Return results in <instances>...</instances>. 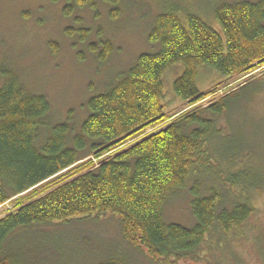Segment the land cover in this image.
Returning <instances> with one entry per match:
<instances>
[{"label":"trees","instance_id":"16d2710c","mask_svg":"<svg viewBox=\"0 0 264 264\" xmlns=\"http://www.w3.org/2000/svg\"><path fill=\"white\" fill-rule=\"evenodd\" d=\"M66 1L65 15L86 7L98 15L97 0ZM101 2L111 17L118 15L121 0ZM215 19L220 30L195 14L182 18L178 9L160 13L149 34L156 49L91 97L78 126L71 115L54 122L49 100L0 67V206L12 203L0 218V264H68L59 246L76 241L61 235L58 247H49L57 240L50 234L59 231L41 227L105 216L118 220L124 241L152 264L204 263L205 247L243 235L256 213L251 193L263 181L240 171L247 149L221 155L212 144L226 137L232 102L264 67V0L224 1ZM80 32L86 42L89 30ZM89 50L105 63L114 47L100 34ZM178 63L185 70L174 92L192 108L168 114L163 76ZM203 66L228 83L201 92ZM243 79L250 80L244 85ZM202 172L211 176L201 178ZM184 190L192 197L191 227L167 223L163 215L168 200ZM114 249L98 251L90 264L130 263L123 249Z\"/></svg>","mask_w":264,"mask_h":264},{"label":"rangeland","instance_id":"374dc122","mask_svg":"<svg viewBox=\"0 0 264 264\" xmlns=\"http://www.w3.org/2000/svg\"><path fill=\"white\" fill-rule=\"evenodd\" d=\"M224 1L240 0H121L118 15L111 17L110 6L101 0H97L98 15L88 7L77 8L71 15H65L66 0H0V67L13 71L31 94L43 95L49 100L54 122L66 121L71 115L78 126L87 115L85 106L91 97L105 91L140 55L156 49L149 34L160 13L178 9L182 18L185 19L188 13L195 14L220 30L215 10ZM85 29L90 33L87 41L82 42L80 31ZM100 34L114 47L105 63H100L89 50V44L98 42ZM184 70L185 66L178 63L163 76L168 114L183 113L192 108L174 92V83ZM250 79L247 80L254 81L237 94L224 119L223 125L228 126L226 137L217 138L212 145L221 155L247 149L246 154L250 157L244 154L241 158L240 171L263 181L261 191L251 193L256 213L242 236L219 239L211 247H205L204 263L197 264H264V67ZM222 80L215 69L199 68L197 85L201 92L222 82L228 83ZM247 80H242L244 85ZM2 83L0 81V85ZM228 88L222 89L220 95L229 91ZM163 125L148 129L146 134L163 128ZM202 174L201 178L211 176ZM191 200L188 190L170 198L163 208L166 222L191 227L195 222ZM10 209V202L0 206V218ZM41 230L59 231L50 234L57 240L50 242L49 247H58L56 244H60L57 242L61 239L57 236L61 235L67 236L68 243L76 241L73 246L68 247L65 243L59 246L63 248L61 259L68 264H90L95 255L101 257L98 251L105 253L115 250L116 246L127 253L129 264H152L124 241L120 224L113 216L77 221L68 228L51 224L42 226ZM97 241L108 245H100ZM23 243L28 244L27 240Z\"/></svg>","mask_w":264,"mask_h":264}]
</instances>
